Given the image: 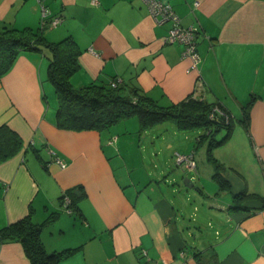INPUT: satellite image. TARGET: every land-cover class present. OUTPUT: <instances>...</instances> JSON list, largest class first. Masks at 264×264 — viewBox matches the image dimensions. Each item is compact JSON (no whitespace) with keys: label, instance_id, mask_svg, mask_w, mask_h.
I'll return each instance as SVG.
<instances>
[{"label":"crops","instance_id":"0c3cea01","mask_svg":"<svg viewBox=\"0 0 264 264\" xmlns=\"http://www.w3.org/2000/svg\"><path fill=\"white\" fill-rule=\"evenodd\" d=\"M160 1L198 28L195 68L181 44L163 42L170 23L155 22L143 0H0V24L41 28L48 42L71 37L79 50L74 87L119 79L163 106L192 95L240 115L252 98L240 142L227 156L230 138L211 150L228 189L213 170L201 187L178 182L184 169H198L177 165L176 153L194 159L190 144L204 128L141 129L137 118L134 128L131 117L102 130L57 126L50 52L41 46L21 50L0 77V127L22 142L0 162V228L29 214L42 224L48 252L74 249L59 264H264V202L233 208L232 199L264 195V0ZM199 143L207 153L208 140ZM70 192L68 211L61 196ZM0 264H29L20 241L0 242Z\"/></svg>","mask_w":264,"mask_h":264},{"label":"trees","instance_id":"16d2710c","mask_svg":"<svg viewBox=\"0 0 264 264\" xmlns=\"http://www.w3.org/2000/svg\"><path fill=\"white\" fill-rule=\"evenodd\" d=\"M41 46L48 48L50 52L47 80L53 86L57 97V126L74 130H102L121 119L136 117L141 129L165 121L175 123L179 129L204 128L205 132L198 136L197 143L208 140L207 154L215 167L214 176L221 188L228 189L227 181L217 173L223 166L211 154L213 147L221 145L229 138L232 124L230 114L218 102H207L189 95L180 102L163 106L134 84L118 83L111 86L110 82L93 81L81 87H74L70 76L79 67V50L76 43L71 37L48 42L41 28H16L0 24V77L10 70L21 50L40 49ZM251 103L252 98L243 106L241 117L238 119L245 129L248 128ZM215 106L221 112L213 110ZM221 126H226L227 132L218 140L213 132ZM21 144V139L15 132L7 126H1L0 162L14 155ZM70 194L71 196L68 195L72 205V193ZM232 199L233 208H240L242 202L247 199H259L264 202V195L240 191L234 193ZM41 228L42 224L33 222L28 214L0 228V242L20 241L29 264H59L60 260L70 255L74 249L48 252L41 240Z\"/></svg>","mask_w":264,"mask_h":264},{"label":"built area","instance_id":"2783aa9c","mask_svg":"<svg viewBox=\"0 0 264 264\" xmlns=\"http://www.w3.org/2000/svg\"><path fill=\"white\" fill-rule=\"evenodd\" d=\"M149 9L150 15L157 23L169 22L170 26L167 34L163 38L164 43H179L182 45L181 57L187 58L190 61V67L195 68L200 61V55L197 50V38L199 30L196 26H184L180 22L179 16L175 13L172 6L169 3L162 2L160 0H143ZM197 5V2H195ZM61 21L60 16L52 17L49 21L50 25H56ZM44 24V22L42 23ZM120 83L119 79L112 80L111 86H115ZM215 111H220L217 106L213 108ZM221 112V111H220ZM214 113V112H213ZM213 116V114H211ZM176 164L182 165L185 168H195V161L192 154H180L176 153ZM57 163L60 167H65V163L57 158ZM61 202L66 210H71V199L68 195L64 194ZM165 264V263H154Z\"/></svg>","mask_w":264,"mask_h":264},{"label":"rangeland","instance_id":"374dc122","mask_svg":"<svg viewBox=\"0 0 264 264\" xmlns=\"http://www.w3.org/2000/svg\"><path fill=\"white\" fill-rule=\"evenodd\" d=\"M49 86H50V84L49 83H47ZM241 117V115L240 114H237V113H233V112H230V118H231V121H232V124H231V131H230V136H229V140H228V143H226V144H228V145H225L226 147H222V152H223V156H227L228 155V151H227V149H229L230 148V146H232V145H234V144H238L239 142H240V136L238 135V133L240 132V131H243L242 129H240V126H238V123H239V121H238V119ZM128 120V122H129V124L130 125H128L129 127H131V125L135 128L136 127V125H137V119H136V117H131V119H127ZM172 124V122H170V121H165L164 123H163V127H165V126H173V125H171ZM192 129H190V131H185V132H193L194 131V129H193V131H191ZM196 130V129H195ZM166 132V131H165ZM226 132H227V129H226V126H221L220 128H218L217 130L215 129V131L213 132V135H214V137H215V139H221L225 134H226ZM244 132V131H243ZM166 134L167 135H170V133L169 132H166ZM176 134L178 135V136H182V135H180V133H179V131H176ZM123 135V134H122ZM166 137H168V136H166ZM132 138H136V136L134 135ZM168 139L169 140H171V138H169L168 137ZM178 140V139H177ZM180 140V139H179ZM181 143H182V145H184L185 143L183 142V141H181ZM164 146H165V150H168L169 148L167 147L168 145H169V142L168 143H166V142H164V144H163ZM167 145V146H166ZM135 149V148H134ZM133 148H130V150L132 151V152H135V150H134ZM130 151V152H131ZM190 151H195L196 152V154H195V156H194V159H195V163H196V165H197V169H198V171L196 170V171H194V170H192L193 172H188V171H186L185 169L183 170V172H181V174H180V176H179V178H178V182H180V184H182V186H183V188L184 189H188V187L186 188L185 186H184V181H185V178H188L192 183H194V185L196 186V187H201V185H200V180H199V178L201 179V180H203L204 182H206L207 183V178H206V176H207V171H209V170H213V171H215L214 170V165H213V163L211 162V161H209V159H208V154L205 152V150L204 149H201V147H200V143L198 142L197 143V141L196 140H194L193 139V142L190 144ZM182 153V152H181ZM180 153V154H181ZM206 153V154H205ZM213 155V154H212ZM213 168V169H212ZM182 170V169H181ZM224 173L225 174H229L230 173V171L228 170V169H225V171H224ZM191 175H194V179L193 178H190V176ZM221 189H223V188H221ZM223 192V191H222Z\"/></svg>","mask_w":264,"mask_h":264},{"label":"water","instance_id":"95a60500","mask_svg":"<svg viewBox=\"0 0 264 264\" xmlns=\"http://www.w3.org/2000/svg\"><path fill=\"white\" fill-rule=\"evenodd\" d=\"M190 180L188 179V178H185V181H184V184H185V186H191L192 184H191V182H189ZM74 192L75 193H77V190H74Z\"/></svg>","mask_w":264,"mask_h":264}]
</instances>
